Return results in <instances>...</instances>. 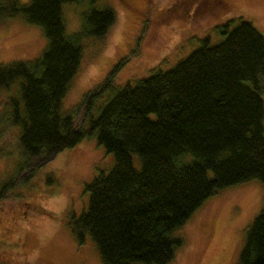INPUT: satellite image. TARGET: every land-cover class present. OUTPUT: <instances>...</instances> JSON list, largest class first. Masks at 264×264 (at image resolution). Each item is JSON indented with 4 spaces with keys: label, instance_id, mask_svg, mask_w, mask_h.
Masks as SVG:
<instances>
[{
    "label": "trees",
    "instance_id": "16d2710c",
    "mask_svg": "<svg viewBox=\"0 0 264 264\" xmlns=\"http://www.w3.org/2000/svg\"><path fill=\"white\" fill-rule=\"evenodd\" d=\"M84 1L80 30L67 35L61 6ZM95 2L0 0L1 13L24 16L47 40L37 58L0 65V91L16 84L24 113L21 119L17 101L7 99L26 160L19 171L30 176L46 156L95 134L113 166L85 185L87 207L73 235L79 243L88 235L103 264H168L181 245L171 233L215 191L250 179L264 188V37L247 21L219 27V42L204 39L171 69L111 90L83 131L60 107L80 64L81 40L103 37L114 22L112 10ZM113 74L83 97L84 112ZM10 185L0 187V198ZM237 264H264V197Z\"/></svg>",
    "mask_w": 264,
    "mask_h": 264
},
{
    "label": "rangeland",
    "instance_id": "374dc122",
    "mask_svg": "<svg viewBox=\"0 0 264 264\" xmlns=\"http://www.w3.org/2000/svg\"><path fill=\"white\" fill-rule=\"evenodd\" d=\"M29 1L17 0L20 5ZM94 7L112 10L114 22L103 37L81 40L80 64L60 107L83 131L111 90L171 69L204 39L219 42V27L247 21L264 37V0H96ZM87 8L86 1L61 6L67 35L79 32ZM46 44L39 26L22 15L0 12V65L31 61ZM112 73L108 88L89 114L84 112L83 97ZM8 98L17 101V113L24 117L16 84L0 91V187L11 183L0 198V264H103L89 236L84 234L79 243L72 229L87 207L85 185L109 172L112 155L93 134L46 156L27 176L19 171L26 160L18 145L20 128L8 123ZM131 157L138 170L137 157ZM263 197V185L256 179L215 191L171 233L181 245L168 264H237L245 230Z\"/></svg>",
    "mask_w": 264,
    "mask_h": 264
}]
</instances>
